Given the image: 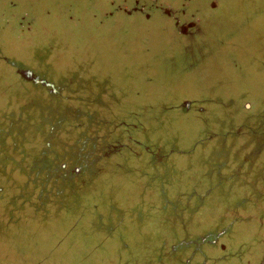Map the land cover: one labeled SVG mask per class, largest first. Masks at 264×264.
<instances>
[{"label": "rangeland", "instance_id": "rangeland-1", "mask_svg": "<svg viewBox=\"0 0 264 264\" xmlns=\"http://www.w3.org/2000/svg\"><path fill=\"white\" fill-rule=\"evenodd\" d=\"M9 2L38 32L36 46H20L17 56L59 95L0 67V93L9 81L18 97L36 99L21 109L11 98L0 101V146L15 130L36 136L48 116L60 130L54 151L65 155L78 140L85 148L78 158L87 160L70 168L78 169L76 181L69 169L66 183L58 172L43 183L36 151L25 166L0 159V264H160L142 228L150 218L145 197L168 201L154 217L165 221L186 204L194 211L215 194L226 197L246 166L264 173V102L259 109L249 103L264 97V0H194L187 15L176 8L183 0H0L3 48L16 33ZM47 28L53 36L43 39ZM221 87L225 97L210 103L229 100L239 121L208 105L202 115H185L194 105L179 96ZM182 247L216 252L204 242ZM206 263L214 264H199Z\"/></svg>", "mask_w": 264, "mask_h": 264}, {"label": "trees", "instance_id": "trees-1", "mask_svg": "<svg viewBox=\"0 0 264 264\" xmlns=\"http://www.w3.org/2000/svg\"><path fill=\"white\" fill-rule=\"evenodd\" d=\"M183 1L184 2L182 4L175 7L181 8L183 13H185L186 10H189L190 12V6H192L191 3H193L194 0ZM8 6L12 12L11 19L15 25L16 33L15 38L11 39L10 44L6 48L0 47L2 51H0V63L3 64L0 67L7 72L9 70L8 75L11 79L14 73V75L18 74L21 81L27 82L21 77L20 72L32 70L26 66L27 63L25 60H22V58L17 56L18 54L16 51L20 46H36L33 40L38 32H36L34 24H32V22H30L28 19L25 10H19L17 4L14 2H9ZM158 7L161 6L158 5ZM172 10L177 11L176 9ZM48 14L49 11L45 12V15L48 16ZM185 15H187V13H185ZM66 17H68L71 22L76 21L70 15ZM39 35L43 39H47L53 36V31L50 28H47ZM4 49H7L13 53V59L15 61L5 56ZM40 64L46 65L48 63L47 61H41ZM251 81L253 84H250V87H256L258 84L257 81L254 79H251ZM185 87L186 89L190 88V86ZM213 87L214 88L212 91L217 89L215 88L216 86ZM3 89L4 91L0 93V101L11 98L12 101H15V109H21L24 107L30 108V106L33 105L36 100L33 93H25L21 96V98L18 97L16 92L17 85L15 83L6 81L4 83ZM257 89V87L254 89L256 91L252 89L253 93H257ZM49 91L51 97H56L59 95L56 88L54 90L55 92H52L51 89H49ZM219 94L225 97V94H227V89L221 87L220 90L215 93L209 91H201L199 93V90L197 93L187 91L185 94L179 97L192 99L194 111H190L185 115H202L203 110L205 109L204 107L208 105L207 108H211V110L214 108L216 114L219 113V109L223 108L225 111V108H227L228 112H225L224 114L219 113L218 115H221L223 118L228 120L230 118L238 117L239 121V118L241 119L243 114L240 112L237 114V112L233 111L229 107V100L224 101V106L221 105L223 102H220L218 99H216L218 100V103L217 101L211 102L212 104L210 103L209 99L212 101L213 95L217 97ZM203 98L205 99L206 103L199 102V100H203ZM262 101L264 102V97H261L260 99L255 96L251 98V102L249 103L255 108L259 109V106L262 105ZM195 108L200 110L196 111ZM34 112L36 114V111ZM43 120L46 122L43 121L44 125L42 130L36 134V136L31 138H25L24 136L18 134V130H15L6 141V144L0 146V159L3 158L4 162L9 160L11 161L13 159V161L22 162V164L25 166V164H28L27 156L31 152L36 151L38 159L41 160V169H39V172H42V174L38 173L37 175L39 180H41L43 183H47L51 178L45 176H50V172H58V178L62 181V183H66V179L64 180L61 175L63 173L67 174L69 171H66L69 170L74 165V163L75 165L78 163L80 165L84 164L82 162L87 159H80L78 157L84 153V150L82 149L85 148H83L82 142L77 140L73 142L75 144H71L70 148L64 152L65 155L60 152H55V136L58 137L60 130L51 127L49 122L51 119L48 116H46ZM251 126L254 127L255 125L252 124ZM70 132L71 130H69L67 133L65 132V134H67L69 138L71 137L77 139L79 134L70 136ZM47 141L49 142L47 143ZM27 143H32V145H27ZM13 154L16 155L14 158L12 157ZM247 167L249 168L247 172L239 175L237 180L235 179L232 187L229 189V194L226 197L215 194V196L210 197L206 203L194 211H192L194 207L193 204H186L185 211L181 212L180 215L170 217L168 216L166 217L167 219L165 221H162L160 218L156 219L154 217H157L158 214L161 213L159 212L160 208H163V205L166 207L168 205V201L165 198L160 197V195L149 196L143 199V208L149 213L150 218H148V220L142 224V228L147 232L148 241L153 242L156 245V247H153L154 249L152 251L158 256V262L160 260V264H199L201 261H205L207 256L202 254L201 251L191 250L194 252V254H191V251L188 252L189 249H184L182 246L200 242L209 243L210 241L208 239L206 240V238H210L207 234L212 236V238L214 237L212 234H222L221 244L233 249L249 247L252 242H256L262 238L264 233V173L262 171V167L260 166L253 165L246 166L245 168ZM75 169L76 168L72 170L70 169V181H76L78 179V176L74 173ZM74 184H76L78 188H82L83 182ZM177 208L181 209L180 207ZM146 223L149 224L146 225ZM256 250L257 249H253L252 252ZM150 260L149 258H145L144 262H148Z\"/></svg>", "mask_w": 264, "mask_h": 264}, {"label": "flooded vegetation", "instance_id": "flooded-vegetation-1", "mask_svg": "<svg viewBox=\"0 0 264 264\" xmlns=\"http://www.w3.org/2000/svg\"><path fill=\"white\" fill-rule=\"evenodd\" d=\"M221 237L222 234H217L209 242V245L213 247V250H216L214 256L207 257L210 262L214 264H264V233L260 240L252 242L249 247L242 249H233L231 247L224 246L220 242ZM253 249L257 250L252 252Z\"/></svg>", "mask_w": 264, "mask_h": 264}, {"label": "water", "instance_id": "water-1", "mask_svg": "<svg viewBox=\"0 0 264 264\" xmlns=\"http://www.w3.org/2000/svg\"><path fill=\"white\" fill-rule=\"evenodd\" d=\"M165 13L169 15V13L167 11ZM193 26H194L193 23H189L187 26L181 27L180 31L182 34H185L187 32V29L192 28ZM20 75L25 81L31 82L34 85H40V86L49 88V89H51L52 92H55L53 90L54 86L52 84H50L49 82H47L45 80H41L38 77H35L31 71H22V72H20ZM188 105H189V103H185L184 107L187 108ZM248 107H249V105H246L245 108H248ZM75 172L77 173L78 169H76Z\"/></svg>", "mask_w": 264, "mask_h": 264}]
</instances>
